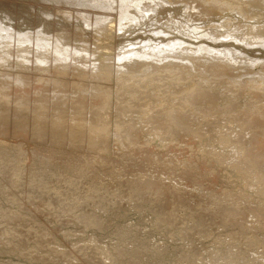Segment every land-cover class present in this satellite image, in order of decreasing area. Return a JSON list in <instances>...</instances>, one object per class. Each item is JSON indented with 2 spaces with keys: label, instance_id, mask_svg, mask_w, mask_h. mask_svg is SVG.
Listing matches in <instances>:
<instances>
[{
  "label": "rangeland",
  "instance_id": "1",
  "mask_svg": "<svg viewBox=\"0 0 264 264\" xmlns=\"http://www.w3.org/2000/svg\"><path fill=\"white\" fill-rule=\"evenodd\" d=\"M10 1L12 0H0L2 14L0 19H3L0 20V24L6 27H14V24L18 22L21 26L23 24L22 29L26 32L27 28H34L36 24L41 26L42 17L41 20L49 18L40 12V9L39 11L37 9L39 14L36 13L30 0ZM38 1L41 2V0ZM37 4L35 0L34 6L36 7ZM2 5L7 7L6 10L9 8V12ZM27 10L29 12L25 13ZM12 12H15V15ZM11 15H13L12 19L14 18L13 21L9 20ZM53 20L51 19V22ZM8 62L11 63L6 67L0 66L2 71L0 72V264H109L110 262L112 264H256V262L264 264V188L260 187L259 183L248 180L244 171L235 172L232 168H226V166L220 168L214 163L213 169L219 173L217 180L209 175L210 179L207 176V179L206 177L201 179L202 177L199 176L197 178V174L194 173L197 180L201 182L200 185L209 184L202 185L205 189L200 188L198 181L195 180L197 182L194 183L190 177L184 176L186 179L181 177L182 181H180L182 174L177 175L178 177L173 175L174 179L172 173L177 167L172 168V172L168 174L171 169L168 166L170 161L182 164L184 158L192 156L199 162L194 168L199 169L200 164L201 167L205 164L199 161L205 157V154L207 162L212 159L207 157L211 156L210 152L201 151L202 149L196 152L192 150L190 155L191 150H189L182 155L181 152L166 145L173 142L174 146L184 141L178 137L173 138L172 141L166 136L162 137L163 139L152 136L153 133L150 134V132L154 131L153 124L145 125L143 134L145 133L146 136L143 142H152L154 139L153 142L156 143L155 138H157V146L164 147L163 149L138 150L139 156L134 154L136 152H131V149L120 150L121 147H115L117 139H115L114 131L118 124L117 120L122 114L119 106L116 109L118 103L114 96H111L112 99L105 98L108 101L111 100L112 106L108 110L110 113L104 116V119L114 117L108 120V122L111 121L109 124L107 122L103 124L105 129L101 126L95 128L91 134L97 137L92 138L89 132L80 131V121L84 117L92 119L88 111L96 109L94 106L90 109L91 101H85L83 109H79L76 116L78 121H67L70 116L68 113L71 112L73 115L76 113L73 107H76L77 103H72L75 95H72L73 87L69 83L77 79L76 77L59 75L61 80L58 75L52 76L37 71L38 69L32 67L31 60L26 63L29 66L13 57ZM20 64L27 66V69H21ZM22 70L24 71L21 72ZM30 70H36V72H30ZM24 75L26 76L23 77ZM49 75L54 78L51 80L58 77L61 81L65 80V83H61L59 89L55 90L51 86L52 83L44 84L41 80V77L49 78ZM16 77H21L26 83L25 86L18 84ZM41 84L43 88L39 86ZM175 88L165 89L164 87L165 91L161 96L172 95L171 90H176L175 92L182 90V87ZM186 88L183 87V89ZM114 110L119 111V113L115 112L116 116L113 113ZM105 111L107 110H102V112ZM199 112L197 111V114ZM137 113L138 111L135 116L128 113L129 117L124 118L126 121L132 120L131 116L138 118L140 115ZM50 117L54 119H52L53 122ZM224 122H226L225 119L222 124H225ZM230 128L235 129L232 126ZM225 138L228 137L225 136ZM22 145H26L27 149ZM33 145L41 149L36 151L30 149ZM14 148L19 149L17 151ZM45 148L46 154H44ZM25 149L29 155L25 154L23 151ZM48 149L55 151L51 153ZM42 151L43 154H41ZM49 153L55 155L52 157ZM194 154H197L196 157ZM214 160L218 159L214 158ZM83 162L87 163L84 166L90 172L83 168ZM87 165L92 167L88 168ZM76 166L77 171L74 168ZM91 170L94 171L91 172ZM180 171L179 173L182 172ZM195 175L194 179H196ZM144 178L145 181H143ZM152 181L155 184H152ZM148 182L150 184H147ZM162 182L165 183V187H162ZM167 182H170V185L166 184ZM191 182L194 184L191 185ZM196 184H198L197 187ZM206 186L216 189L214 191L218 193L210 195ZM218 194H221L220 197ZM235 209L241 210L237 212ZM233 211L238 215L234 216ZM243 215L246 216L244 219Z\"/></svg>",
  "mask_w": 264,
  "mask_h": 264
},
{
  "label": "bare ground",
  "instance_id": "2",
  "mask_svg": "<svg viewBox=\"0 0 264 264\" xmlns=\"http://www.w3.org/2000/svg\"><path fill=\"white\" fill-rule=\"evenodd\" d=\"M30 1L36 13L39 14L40 9V12L49 18L41 20L43 17L41 19L36 17L43 21L40 24L41 26L36 24L34 28H27L28 31L26 32L22 29L23 24L21 26L18 22L14 24V27H6L0 24V66L6 67L7 64L11 63L8 62L9 59L13 57L15 60L16 58L19 59L20 63H25V65L31 60L32 67L38 69L37 71L52 76L70 75L76 77L77 79L69 82L73 87L72 95H75L72 103H77V106L73 107L76 113L74 115L71 112L68 113L70 116L67 115L69 116L67 121H78L76 116L79 109H83L85 101H91L90 109L93 106L96 109L88 111V115L92 119L84 117L80 121V131L89 132L92 136L91 133L95 131V128L103 127L106 122L109 124L111 121L108 122V120L114 117L109 115V119H106L107 117L104 119V116L110 113L108 110L112 106L110 104L111 100L108 101L105 98L114 96L118 103L116 109L119 106V111L123 115V117L120 115L121 118L117 114L120 118H116L118 124L116 123L117 126H114L115 139H117L115 147H121L120 150L126 151L131 149V152H136L134 154L138 156L140 155L138 150L163 149L164 147L157 146V138L155 137L156 143L153 142L154 139L152 142H143L146 136L145 133L143 134L145 125L153 124L154 131H151L152 129H150L151 132L149 131L150 134L153 133L152 136L155 135L161 138L166 136L171 140L178 137L184 141L173 146L172 140L169 141L172 143L166 145L175 151L181 152L182 155L189 150H191L189 153L191 155L192 150L196 152L201 149V151L205 150V152L211 154L207 157L212 159L207 162L204 153L205 157L199 161H203L205 164L202 165L203 167L200 164L201 168L199 167V169L194 168L199 162L192 156L184 158L182 164L170 161L168 166L171 169L168 174L172 172V168L177 167L172 173V177H178L177 175L182 174L180 178L190 177L194 183L198 181V176L203 179L209 175V177L217 180L219 173L212 166L216 163L217 167L220 168L226 166V168H232L235 172L244 171L248 176L246 177L248 180L251 179L264 188V0H41V2L36 0L38 2L36 7L34 6L35 0ZM10 2H13V0ZM19 3L21 4V2ZM42 13L40 14L42 15ZM12 17L13 15H11V19ZM11 19L9 18L10 21H13L14 18ZM51 19L56 20L51 22ZM5 23L7 22L5 21ZM41 27L43 28L41 29ZM134 40H137V42H134ZM15 63L17 64L16 61ZM27 66L20 64L19 67L27 69ZM34 71L36 72V70H30V72ZM50 75L49 78L41 77V80L44 84L52 83L51 86L55 90L59 89L61 83H65V80L61 81L60 76L61 80L58 77V79L53 80L54 78ZM51 78H53V81ZM16 79L18 84H26L21 77H16ZM8 82L10 83L9 80ZM42 84L39 86L43 88ZM174 86L182 87V90L172 91L171 89H176ZM184 86L187 88L183 89ZM164 87L165 89L171 88L170 90L173 92L172 95L170 94L171 96H161L165 91ZM170 90L168 91L170 92ZM24 93L27 94L28 92ZM18 97L20 98V96ZM103 109L107 111L102 112ZM244 109L246 110L244 111ZM116 111L113 112L115 116ZM119 111L117 112L119 113ZM137 111L140 116L135 118ZM197 111L200 112L197 114ZM128 113L134 114V116H131L132 120L130 121H126L124 118L129 117ZM56 117L58 118V116ZM224 119L226 122L222 124ZM112 126L110 127L112 128ZM230 126L235 127V129L230 128ZM103 128L105 129V127ZM226 129L227 131H225ZM225 133L228 134L225 135ZM225 136L228 138H225ZM93 137L97 136L93 135ZM160 139L158 140L161 141ZM64 141L66 142V140ZM139 145L141 147H138ZM24 146L26 148V145ZM34 148L33 145V148L30 149L35 151L41 149L39 147V149ZM209 148H211L210 151ZM18 149L16 150L18 151ZM26 149L23 151L25 152ZM59 149L57 150L59 151ZM222 150L224 151L221 152ZM46 151L45 148L44 154H46ZM37 152L40 153L41 151ZM28 153V151L25 152L29 155ZM41 154H43V151ZM50 155L53 157L55 154ZM73 157L76 156L73 155ZM214 158L218 160L215 161ZM84 162L83 166H86L87 163L84 164ZM91 165H87L88 168ZM77 166L74 167L76 171L78 170ZM71 168L73 169V167ZM262 168L263 170H261ZM178 170L185 173L183 172V174L181 171L179 173ZM93 171L91 170V172ZM194 173L197 174V178ZM194 175L196 179H194ZM209 177L208 179H210ZM182 178L180 181H182ZM170 179L172 180V178ZM143 181H145V178ZM183 181L188 182V180ZM153 183L155 184L154 181H152ZM198 183L199 185L196 184V187L198 185L202 189L203 186L208 184L205 181L206 184H202L203 186L200 185L201 182L198 181ZM164 184L162 182V187ZM193 184L191 182V185ZM190 189L192 188L190 187ZM206 190L211 195L215 193L214 190L216 189L213 190L206 186ZM207 192L205 193L207 194ZM235 214L237 213L233 211L234 216ZM245 217L243 215V219ZM246 226L248 227L247 224ZM111 259L113 258L111 257ZM251 261L253 262V260ZM110 263L112 264V262Z\"/></svg>",
  "mask_w": 264,
  "mask_h": 264
}]
</instances>
